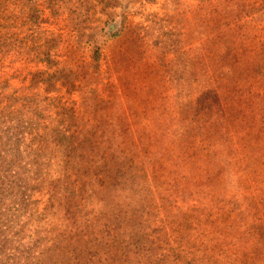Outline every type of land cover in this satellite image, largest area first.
Returning a JSON list of instances; mask_svg holds the SVG:
<instances>
[{
    "label": "rangeland",
    "instance_id": "rangeland-1",
    "mask_svg": "<svg viewBox=\"0 0 264 264\" xmlns=\"http://www.w3.org/2000/svg\"><path fill=\"white\" fill-rule=\"evenodd\" d=\"M243 250L264 264V0H0V264Z\"/></svg>",
    "mask_w": 264,
    "mask_h": 264
},
{
    "label": "trees",
    "instance_id": "trees-1",
    "mask_svg": "<svg viewBox=\"0 0 264 264\" xmlns=\"http://www.w3.org/2000/svg\"><path fill=\"white\" fill-rule=\"evenodd\" d=\"M219 105H221L222 106V103H220ZM214 111H216L217 113H214V115L215 116H217L219 119L220 118H222V117H227V118H229L228 116H230V115H228V112H226L223 108H219V109H216V110H214ZM213 130H215V131H218L219 129H218V127H213ZM213 168H206L207 169V171H204V172H202V174H201V176H203L204 174H206V175H208L209 176V179L208 180H206L205 182L206 183H204L203 184V186L204 187H206V188H211L212 186H214V185H220V181L221 180H217V178H216V176H218V174H217V172L219 171H223V170H221V169H223V167H221L220 166V164L218 163V162H215L214 163V165L212 166ZM225 171H226V174H224L225 175V177H226V180H227V185L225 186V189H230L231 188V179H229V178H231V170H230V168H227V169H224ZM203 171V170H202ZM209 171H212V172H209ZM201 176H200V179L199 180H201ZM227 177H229V178H227ZM88 183L86 182V185H87ZM88 189H91V188H89V186H88ZM194 218H192L191 216L190 217H187V220H189V221H192ZM201 247H203V246H201ZM204 248V247H203ZM200 249H202V248H200ZM243 253H245L244 252V250H243V252H241L240 254H238L237 255V258L236 259H231L230 258V262H231V264H233L234 262H236V264H238V261H239V257L241 256V254H243Z\"/></svg>",
    "mask_w": 264,
    "mask_h": 264
}]
</instances>
